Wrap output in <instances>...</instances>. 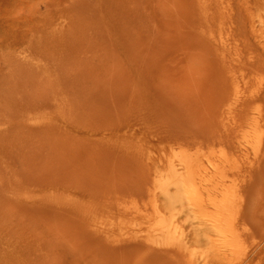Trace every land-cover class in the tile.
I'll return each instance as SVG.
<instances>
[{
    "label": "rangeland",
    "instance_id": "374dc122",
    "mask_svg": "<svg viewBox=\"0 0 264 264\" xmlns=\"http://www.w3.org/2000/svg\"><path fill=\"white\" fill-rule=\"evenodd\" d=\"M182 155L264 214V0H0V264H150Z\"/></svg>",
    "mask_w": 264,
    "mask_h": 264
},
{
    "label": "bare ground",
    "instance_id": "6f19581e",
    "mask_svg": "<svg viewBox=\"0 0 264 264\" xmlns=\"http://www.w3.org/2000/svg\"><path fill=\"white\" fill-rule=\"evenodd\" d=\"M70 116L62 115L63 125L56 126L62 134H69ZM180 159L186 171L177 174L179 170L173 168L172 172L178 176L183 195L172 197L166 193L167 190L164 191L163 204L153 200L151 212L143 217L148 225L146 229H150L159 242L155 240L150 245L142 239H135V245L126 248L129 257L142 248L150 264H199L190 249L193 246L195 249L204 246L206 249L201 255L205 257L200 259L202 264H225L233 256L237 264L263 261L264 214L247 210L235 211L231 191H224L221 196H210V184L199 186L196 182L193 160L186 155H182ZM184 200L185 209L175 210L174 202L180 205ZM190 210L191 212H185ZM178 221L185 224L177 228ZM251 232L257 234L259 242H255L251 249L241 250L244 236L248 234L252 237ZM165 240H170L171 243H166L168 241Z\"/></svg>",
    "mask_w": 264,
    "mask_h": 264
}]
</instances>
